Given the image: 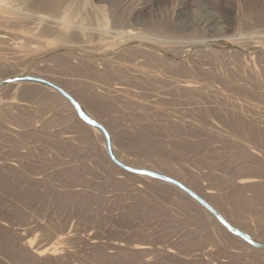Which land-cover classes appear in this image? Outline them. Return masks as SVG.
Instances as JSON below:
<instances>
[{"label":"rangeland","instance_id":"rangeland-1","mask_svg":"<svg viewBox=\"0 0 264 264\" xmlns=\"http://www.w3.org/2000/svg\"><path fill=\"white\" fill-rule=\"evenodd\" d=\"M239 2L232 13V0H151L141 19L144 29L169 33L180 45L174 53L164 48L175 66L162 67L155 51L145 53V64L179 81L207 83L217 96L142 76L126 78L134 97L101 94V79L86 64L38 55L33 45L24 48L30 60L0 65V77L28 72L56 80L106 126L125 165L183 180L264 242V123L250 106L264 105V49L247 38L264 27L251 14H264V0ZM166 18L174 25H163ZM240 32L247 37L222 56L211 44H197L190 55L181 49L200 41L220 49L222 37ZM23 87L0 90V264H264V249L226 232L178 189L113 165L102 135L57 93L44 87L23 95ZM222 94L229 100L218 99ZM60 232L54 257L34 258L21 247L24 238L49 247ZM135 244L151 247L132 250Z\"/></svg>","mask_w":264,"mask_h":264},{"label":"bare ground","instance_id":"bare-ground-1","mask_svg":"<svg viewBox=\"0 0 264 264\" xmlns=\"http://www.w3.org/2000/svg\"><path fill=\"white\" fill-rule=\"evenodd\" d=\"M149 1L151 2V0H0V65L4 66L6 69L19 67V62L28 61L31 57L30 52L24 48L33 45L40 47L38 48V55L46 54L59 56L65 58L68 62H71L73 64L76 63V65L77 63H79L78 65L86 64L90 71L101 79L100 85L99 83H97L98 85H96L97 91H99V93L101 92V94L111 93L118 96L121 95L124 97H134V94L130 91V87L126 83V78L128 77L132 81H136L139 77L142 76L146 78H152L154 80L163 81L164 83L168 84V86H178L179 89L184 91H192L196 89L200 94L210 95L209 92L212 88L207 83L188 80L179 81L169 75H166L168 74L167 72H161L157 68L150 67L145 64V53L155 51L159 53L155 54V58L165 65L162 67L166 68L172 67L173 65L175 66V61L169 60L170 56H168V53L164 50V48L168 47L169 49H171V53H174V50L180 48L173 47L175 44L179 45V42H176L177 38L172 36L171 34L160 32V30L157 33L154 30L149 31L147 29H144V25L142 24L141 19L143 18L146 10L149 7ZM248 1L249 4H255L257 2V0ZM224 2L225 1H223L222 3ZM239 6V0H232V3H230L229 5V9L231 10L230 12L233 13L238 9ZM215 7L217 8V6ZM260 10V8L251 10V14H254L258 20L264 19V14H262ZM80 11H84L86 13V16H80ZM171 12L175 18L174 10H172ZM90 13H92V16H90ZM177 13L176 15H178ZM232 17L235 18L234 16ZM233 18L230 20H233ZM237 18L239 17H236V19ZM232 22H234V20ZM163 25L173 26L174 21H170L166 18V22ZM233 30H235L234 26ZM165 32H171V30L166 29ZM245 35L246 33L244 34L240 32V34L237 35V39H235V37L237 36H227L226 38H223L221 36L223 40L220 39L221 41L217 42V44L221 46V48L218 46V48L220 49H215V46L212 47L216 42L207 41H200L201 43L199 42L196 44H188L184 47H181V49L184 50V54L190 55L195 53L194 51L197 44V46H204L205 48H207V45L211 44V48L213 50H218L217 52L222 56L224 55L227 46L233 47L232 45L239 44V41L243 37H247ZM247 35H249L247 37L248 40L253 41L252 45H257L258 47H262L264 49V27L253 34L248 33ZM43 44L46 46L42 47ZM237 46H235L236 48H233L237 49ZM201 47H199V49ZM258 47H255L254 49ZM203 48L202 50H200V52L204 51ZM11 55L13 56V58L10 61L5 62L10 58ZM248 55H250V53ZM250 58L252 60V57ZM207 72L208 69L205 71V73ZM21 76L38 77L46 79L59 87L61 86L56 80H52L44 76L32 75L28 72L13 73V75H9L8 77H0V80L9 77ZM108 79H111L112 83L109 84ZM95 84L96 83H94V85ZM19 85L24 86L22 89L23 95L28 94L32 91L36 92L38 88L41 89L44 87L47 88L46 90L48 92H55L51 88L29 81H14L12 83L1 86L0 90L4 87ZM61 87H63L66 91V88L64 86ZM211 94V96L216 95V91H211ZM58 95L56 94V96ZM229 98L230 97L225 94L218 96V99L229 100ZM61 100H63L64 103L73 112V114L76 115L70 103L64 98H61ZM74 100L76 101L80 109L86 115H88L79 101H77L75 98ZM250 106L256 114L260 115H258V121L264 123V105H262L263 107H261L256 104H250ZM90 118L93 119L92 117ZM91 129L97 134H101L96 128L91 127ZM107 133L110 137L108 131ZM103 148L105 153L107 154L105 140L103 141ZM111 150L114 157L120 162H123V160L120 157H117L116 153L114 152L112 143ZM124 163L125 162H123V164ZM129 167L133 168L134 166L130 165ZM163 175L173 178L184 184L201 198H204V200L211 204L214 209H217L212 200L206 198L205 196H202L199 191H197L188 183H185L183 180H180L177 177L171 176L166 173H163ZM138 176L145 177L143 175ZM145 178L148 177L146 176ZM157 181L162 182L159 180ZM252 181L255 180L250 178L238 179V183L240 184ZM162 183L167 184L165 182ZM208 192L209 194H214L212 190H209ZM184 195L190 200V202L192 201L196 206H198L203 213L212 218L214 222L218 224V226L222 227L226 232L235 237L233 233L225 229L197 202L190 199L186 194ZM219 212L218 213L221 216L223 215L230 223L235 226V228L237 227L241 229L240 225L232 222L220 210ZM64 236V232L58 233L54 237L55 242L52 243L51 246L42 248L33 247L34 239L24 238L21 239V247L25 250H28L31 256L34 258H40L43 256L54 257L59 251L58 246H60L59 244L64 239ZM237 238L241 239L239 237ZM256 241L259 244H264V242H261L259 240ZM149 246L147 244H135L132 246V250L147 251L151 247Z\"/></svg>","mask_w":264,"mask_h":264},{"label":"water","instance_id":"water-1","mask_svg":"<svg viewBox=\"0 0 264 264\" xmlns=\"http://www.w3.org/2000/svg\"><path fill=\"white\" fill-rule=\"evenodd\" d=\"M14 81L34 82V83L46 86V87L54 90L57 94H59L62 98H64L66 101H68L70 103V105L73 107L76 115L78 116V118L80 120H82L87 125L94 127L97 130H99V132L102 134V136L105 140L107 155H108L109 159L111 160V162L116 167H118L121 170H123L127 173H130V174L147 176L149 178H153V179H156V180H159V181H162V182H165L167 184L174 186L175 188L179 189L184 194H186L190 199L197 202L202 208H204L209 214H211L217 220V222H219L225 229H227L228 231L233 233L235 236L244 240V242H246L250 246H252L256 249H264V244H259V243L255 242L246 233H244L241 230L232 226L225 218H223L218 213V211L216 209H214L208 202H206L203 198H201L195 192L190 190L184 184L180 183L179 181H177L173 178H170L168 176L160 174V173H156V172L149 171V170H141V169L131 168L129 166H126L125 164H123L119 160H117L112 153L110 137H109L106 129L99 122H97L94 119H91L88 115H86L80 109V107L78 106V104L76 103L74 98L68 92H66L64 89L60 88L59 86L55 85L54 83H52L46 79L33 77V76H21V77L6 78L3 80H0V87L4 86L6 84L12 83Z\"/></svg>","mask_w":264,"mask_h":264}]
</instances>
